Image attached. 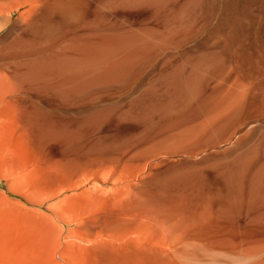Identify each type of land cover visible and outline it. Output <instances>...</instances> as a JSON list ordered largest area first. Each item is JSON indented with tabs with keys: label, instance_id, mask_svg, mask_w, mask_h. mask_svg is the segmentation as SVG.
I'll list each match as a JSON object with an SVG mask.
<instances>
[{
	"label": "bare ground",
	"instance_id": "obj_1",
	"mask_svg": "<svg viewBox=\"0 0 264 264\" xmlns=\"http://www.w3.org/2000/svg\"><path fill=\"white\" fill-rule=\"evenodd\" d=\"M0 264H264V0H0Z\"/></svg>",
	"mask_w": 264,
	"mask_h": 264
}]
</instances>
